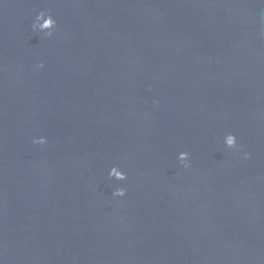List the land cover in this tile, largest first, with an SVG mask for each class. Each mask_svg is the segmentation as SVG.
I'll list each match as a JSON object with an SVG mask.
<instances>
[{"label": "water", "instance_id": "obj_1", "mask_svg": "<svg viewBox=\"0 0 264 264\" xmlns=\"http://www.w3.org/2000/svg\"><path fill=\"white\" fill-rule=\"evenodd\" d=\"M0 264H264V0H0Z\"/></svg>", "mask_w": 264, "mask_h": 264}, {"label": "clouds", "instance_id": "obj_2", "mask_svg": "<svg viewBox=\"0 0 264 264\" xmlns=\"http://www.w3.org/2000/svg\"><path fill=\"white\" fill-rule=\"evenodd\" d=\"M40 21H45L43 24L40 23ZM57 25V21L53 18L51 14L45 11H41L39 15L36 17V23L32 25L33 29H45V28H55ZM54 34V31H49L47 33V36H52ZM39 67H43V64H41ZM35 144H46L47 138L46 137H39L33 141ZM227 145L230 148H236L238 145L237 136L235 134L229 135L227 138ZM251 156V153H245V158H248ZM180 161L182 165L185 168L190 167V153L184 152L180 156ZM113 174L121 177L122 179H127L126 172L121 173L113 169ZM127 189L125 187H122L121 189L117 190L113 195L116 197H123L126 195Z\"/></svg>", "mask_w": 264, "mask_h": 264}]
</instances>
